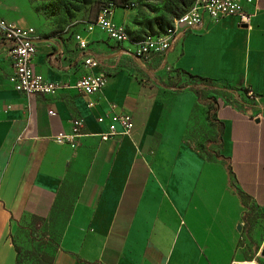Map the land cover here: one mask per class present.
Instances as JSON below:
<instances>
[{
    "label": "crops",
    "instance_id": "1",
    "mask_svg": "<svg viewBox=\"0 0 264 264\" xmlns=\"http://www.w3.org/2000/svg\"><path fill=\"white\" fill-rule=\"evenodd\" d=\"M8 7L0 0V18L28 26ZM94 30L99 40L91 44L93 31L85 34L87 52L106 78L96 95L71 88L84 73L73 38L37 39L33 70L45 81L69 86L51 96L15 92L7 81L8 63L0 60V264H15L11 235L18 219L45 218L65 199L70 208L52 264L243 260L242 239L264 242V0L256 1L246 24L225 16L206 29L177 32L161 60L166 70L224 80L257 102L251 110L262 118L217 112L215 161L184 141L194 94L183 88L164 101L149 82L161 71L139 72L145 60L130 54L127 60ZM125 43L130 53L134 43L115 44ZM122 113L131 117L130 132L101 141L107 120L98 123L97 116ZM74 119L83 123L75 147L54 143L50 137L68 133ZM249 208L253 222L246 235Z\"/></svg>",
    "mask_w": 264,
    "mask_h": 264
},
{
    "label": "rangeland",
    "instance_id": "2",
    "mask_svg": "<svg viewBox=\"0 0 264 264\" xmlns=\"http://www.w3.org/2000/svg\"><path fill=\"white\" fill-rule=\"evenodd\" d=\"M9 11L31 26L38 39L69 40L74 35L85 36V25L94 20L98 7L112 2L122 5L113 14L115 25L124 28L128 42L136 43L145 37L158 35L169 28L172 20L188 9L193 0H2ZM118 13V16H117ZM91 44L99 40L97 31L92 32ZM110 48L120 51L127 60L129 44H115L106 40ZM164 55L152 56L135 68L142 73L143 68L151 69L155 74L142 78L157 85L159 96L167 99L179 89H187L195 96L184 141L207 161H215L219 156V132L217 131L216 113L221 109H231L247 117L262 118L257 110V102L246 95L243 89L230 85L224 80H199L179 71L166 70L162 67ZM162 67V70L160 68ZM144 69V70H145ZM260 114V115H258ZM218 159V158H217ZM243 202L245 200L243 199ZM67 199L56 205L45 218L23 216L15 224L11 235L12 241L19 248L21 264H47L49 257L57 247L61 232L66 224L69 211ZM243 217L244 232L248 233L253 222L252 209ZM241 226H239V229ZM240 256L245 260L254 259L257 264H264V242L259 239L240 241Z\"/></svg>",
    "mask_w": 264,
    "mask_h": 264
},
{
    "label": "built area",
    "instance_id": "3",
    "mask_svg": "<svg viewBox=\"0 0 264 264\" xmlns=\"http://www.w3.org/2000/svg\"><path fill=\"white\" fill-rule=\"evenodd\" d=\"M257 0H193L189 8L172 20L169 28L158 35L145 37L134 43L130 55L134 59L146 60L152 56L164 55L172 46L176 33L189 31L198 27L206 29L209 24L216 23L225 16H234L241 23H247L256 8ZM247 7H251L250 10ZM115 8L105 4L99 8L94 20L85 25V31L91 33L94 29L102 32L108 40L114 43L127 41L124 28L115 25L113 14ZM37 36L31 26H21L0 18V60L8 63L10 72L7 81L12 89L20 95L28 98L32 95L51 96L61 89L69 88L61 82L45 81L33 70V59L36 54ZM73 41L82 51V68L84 73L71 86L72 89L85 96L99 94L106 86L105 76L98 72L99 61L87 52V39L76 34ZM251 97V93L246 91ZM88 103L87 107H92ZM114 106L108 105L109 111ZM49 115L53 113L48 111ZM107 120V130L99 134L101 141H106L118 135H126L132 127L131 117L125 113L116 115L97 116L96 121L103 123ZM118 125L119 129L116 128ZM83 126L81 119L71 121L68 133H58L50 139L59 145H67L74 148L76 140L81 136ZM229 264H257L254 259L232 260Z\"/></svg>",
    "mask_w": 264,
    "mask_h": 264
},
{
    "label": "trees",
    "instance_id": "4",
    "mask_svg": "<svg viewBox=\"0 0 264 264\" xmlns=\"http://www.w3.org/2000/svg\"><path fill=\"white\" fill-rule=\"evenodd\" d=\"M108 3H110L115 9H117V8H123V6L122 5H114L112 2H108ZM108 3H105V4H108ZM192 3V2H191ZM105 4H102V5H100L99 7H98V9H97V11L99 10V8L101 7V6H103V5H105ZM191 5V4H190ZM189 5V6H190ZM189 8V7H188ZM97 11H96V13H97ZM186 11V10H185ZM184 11V12H185ZM184 12H182V13H184ZM96 13H95V16H96ZM181 13V14H182ZM95 16H94V18H95ZM88 23H90V22H88ZM191 77H193V76H191ZM194 78H197V79H199V80H202V78H199V77H194ZM203 80H205V79H203ZM218 114L219 113H216V118H217V120H218ZM217 131L219 132V138H218V140H220V133H221V124L219 123V121L217 122ZM193 150V149H192ZM194 151V150H193ZM196 154H198L196 151H194ZM199 155V154H198ZM200 156V155H199ZM70 205V204H69ZM70 208V207H69ZM69 212V211H68ZM68 215V214H67ZM31 217H35V218H40V217H36V216H31ZM40 219H42V218H40ZM67 220V219H66ZM11 242H12V245H13V248H14V251H15V264H21L20 262H19V253H20V250H19V248L18 247H16L15 245H14V243H13V241H12V238H11ZM57 248V247H56ZM56 250V249H55ZM55 250H54V252H55ZM53 252V253H54ZM52 259H53V254L51 255V257H49V259H48V263L47 264H52Z\"/></svg>",
    "mask_w": 264,
    "mask_h": 264
},
{
    "label": "water",
    "instance_id": "5",
    "mask_svg": "<svg viewBox=\"0 0 264 264\" xmlns=\"http://www.w3.org/2000/svg\"><path fill=\"white\" fill-rule=\"evenodd\" d=\"M237 229H238V227H237Z\"/></svg>",
    "mask_w": 264,
    "mask_h": 264
}]
</instances>
